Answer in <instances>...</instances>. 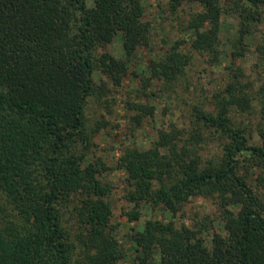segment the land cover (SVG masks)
<instances>
[{
	"label": "trees",
	"instance_id": "16d2710c",
	"mask_svg": "<svg viewBox=\"0 0 264 264\" xmlns=\"http://www.w3.org/2000/svg\"><path fill=\"white\" fill-rule=\"evenodd\" d=\"M167 2L173 13L192 2L201 10L188 20L189 45L176 40L151 59L143 88L154 82L163 96L178 93L195 52L209 62L222 59L226 15L236 21L233 62L212 108L192 106L188 128L172 122L157 130L149 148H126L119 156L124 198L133 204L122 214L139 220L150 204L175 217L202 196L217 204L225 234L214 232L208 244L203 225L150 218L132 228L125 263L127 251L111 223V185L102 178L109 167L100 157L87 158L106 123L93 126L89 113L108 91L97 73L120 85L127 72L123 59L99 48L118 34L128 54L147 46L152 26L143 1L0 0V264H264V98L255 105L236 65L246 40L264 25V0ZM258 49L264 52V44ZM130 107L139 123L155 110L139 102ZM256 111L252 128L241 118ZM212 143L216 154L204 155ZM73 198L76 230L66 218Z\"/></svg>",
	"mask_w": 264,
	"mask_h": 264
},
{
	"label": "rangeland",
	"instance_id": "374dc122",
	"mask_svg": "<svg viewBox=\"0 0 264 264\" xmlns=\"http://www.w3.org/2000/svg\"><path fill=\"white\" fill-rule=\"evenodd\" d=\"M146 8L145 19L151 22L152 30L147 46L138 47L128 54L123 48L122 35L115 36L112 43L99 52L108 51L113 56L123 59L126 65V75L120 85H114L111 79L101 73H97V81H105L108 91L102 97L101 103L89 105L92 125L96 121H105L92 140L87 158H102L109 167L103 175V182L111 185L107 199L112 205L113 215L111 223L116 227L117 236L127 251L130 262L132 242L128 236L132 228H142L147 219L173 220L177 225L189 224L202 226L204 235L211 241L214 232L225 234L221 212L217 204L210 198L195 196L183 204L182 210L172 217L171 213L162 206L152 207L144 205L139 220L130 221L122 214L133 204L126 202L124 198L126 189V173L116 168V161L126 148L147 149L157 137L158 129H169L173 122L178 128H188L190 120H194L192 106L201 104L206 108H212V96L215 91L221 90L228 80L226 65L231 64V48L235 39V20L229 16H223L219 37L221 47L226 51L222 59L209 62L208 55H200L195 52V58L186 77L179 79L177 83L178 93L163 96L158 90V83L150 82L145 88L143 78L150 74L148 64L151 59L165 53L176 40H185L189 45L192 32L187 27L192 14L200 9L195 3H185L176 13L171 12L167 0H142ZM255 35L246 40V50L242 56L236 58V65L240 66L244 75L242 80L251 85V92L256 97L255 105L264 98V52H260L259 46L264 44V25H259ZM139 102L155 108L152 116L146 115L139 123L133 117L137 111L130 107L131 103ZM258 112L254 115L238 117L247 125L255 128ZM254 139L257 140V137ZM216 143H212L203 150V154L211 156L217 152ZM256 173L251 176V182H255ZM78 198H73L68 207L66 218L72 229L76 230L77 218L73 206L78 204ZM237 208H235V211Z\"/></svg>",
	"mask_w": 264,
	"mask_h": 264
}]
</instances>
